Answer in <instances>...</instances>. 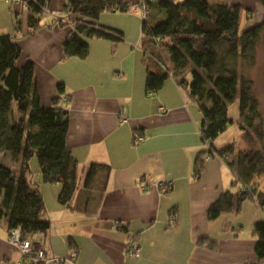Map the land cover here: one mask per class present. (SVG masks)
<instances>
[{
  "label": "crops",
  "instance_id": "1",
  "mask_svg": "<svg viewBox=\"0 0 264 264\" xmlns=\"http://www.w3.org/2000/svg\"><path fill=\"white\" fill-rule=\"evenodd\" d=\"M119 1L132 6L138 0ZM144 1L149 5L146 21L155 24L164 18L159 1L183 0ZM206 1L242 7L250 3ZM66 4L67 0H47L46 9L60 18ZM49 13L43 14L37 30L27 34L26 9L20 2L9 5L0 0V35H9L20 48L17 66L33 64L41 106L50 107L58 100L67 112L66 147L77 163L75 192L71 202L61 206V186L42 182L38 167L32 170L29 161V180L45 206L38 225L45 232L30 238L45 249L43 264H55L54 259H62L61 264H264L257 259L254 234L264 211L254 201L244 198L214 219L207 216L211 204L225 193L236 198L241 186L220 157L204 162L194 176L204 150L197 132L202 121L197 104L172 77L157 92L145 91L150 59L141 49V13L132 9L102 13L98 23L119 31L122 40L89 39L85 59L64 56L70 27ZM226 130L213 146L223 149L234 144L238 151L241 142L237 145L229 137L220 141ZM135 132L143 136L138 145L133 144ZM19 163L20 157L14 160L11 153L0 150L1 165L16 172ZM91 165L108 167V173L96 169L86 185ZM159 181L171 183L166 194L156 187ZM255 182L256 189L264 191V178ZM201 238L214 242L215 249L199 246ZM131 244L138 248L134 255L128 253ZM21 259L0 221V264H17Z\"/></svg>",
  "mask_w": 264,
  "mask_h": 264
},
{
  "label": "trees",
  "instance_id": "2",
  "mask_svg": "<svg viewBox=\"0 0 264 264\" xmlns=\"http://www.w3.org/2000/svg\"><path fill=\"white\" fill-rule=\"evenodd\" d=\"M137 3L149 10L144 0ZM260 4L263 8L261 22L241 32L238 29L239 6L210 4L206 0L159 1L157 8L163 12L164 18L149 24L145 16L141 22V49L150 59L145 91L157 92L164 80L172 77L197 104L202 118L199 127L202 143L208 144L225 161L240 186L251 189V193L239 191L236 198L231 193L223 194L209 206V219L230 211L244 198H255L264 210V191L254 188L256 179L264 174V142L258 101L252 83L239 78L234 66L238 60L244 63L252 60L251 53L264 30V0H260ZM46 7L47 0L27 1V34L38 29ZM130 8L131 5L119 0H67L64 17L68 22L57 20L60 25L70 27L63 43L64 56L85 59L91 38L122 40L119 31L100 25L98 20L104 12L125 13ZM162 53L166 65L162 64ZM20 54V48L9 35H0V150L11 153L15 160L20 157L16 172L0 164V221L6 224L8 231L19 229L23 239L31 240L32 235L45 232L38 226L45 206L40 191L28 177L30 159L36 158L42 182L61 186L58 195L61 206H67L75 192L77 163L66 147L67 112L58 100L50 107L41 106L34 66L31 62L17 66ZM187 73L191 81L185 78ZM58 91L64 93L63 85L58 86ZM235 101L238 103V129L246 147L236 151L231 144L216 149L214 141L232 123L228 117V105ZM204 153L205 150L200 152L196 160V176L204 163ZM100 168L108 173V167L91 165L86 174V185ZM254 234L257 238L255 253L258 261L263 262L264 220L254 226ZM198 245L211 250L216 247L206 238L199 239ZM26 261L24 263L28 264Z\"/></svg>",
  "mask_w": 264,
  "mask_h": 264
},
{
  "label": "rangeland",
  "instance_id": "3",
  "mask_svg": "<svg viewBox=\"0 0 264 264\" xmlns=\"http://www.w3.org/2000/svg\"><path fill=\"white\" fill-rule=\"evenodd\" d=\"M6 1L8 2L9 5H11L12 2H10V0H6ZM245 1L247 3H249L248 1H250V3L246 7H242L243 4L242 5L237 4V6H239L240 8L239 25H238L239 32L259 24L263 17V10L260 4V0L258 1L245 0ZM135 4H133L130 9H132V7ZM229 5L234 6L232 5V3H230ZM158 50L160 51V48H158ZM251 55H252V60L250 63H244L241 60H238L234 66L239 78L249 80L252 83L253 93L258 101V110L260 113V119L262 124V131H263V142H264V30ZM160 56L162 58V62H163L162 64L164 65L165 55L162 53ZM185 78L191 81L190 74L187 73ZM237 105H238L237 101L228 105V117L229 119L232 120V123L227 126V130L225 134L222 136L220 141H223L224 138L229 137L232 138V141H234L235 144L237 145L239 144V142H241V145H238V151H242L243 149H245L246 145L241 139L242 133L240 132L239 129L238 130L236 129L238 127V122H239ZM238 132H240V141L238 140ZM217 144L218 142H216V145ZM13 159L15 160L14 157ZM30 165H32L31 166L32 170H35L34 168L38 167V163L35 157L31 158ZM259 178H264V174ZM254 188L256 189V184L254 185ZM252 201H254L257 204V206H259L255 198L252 199Z\"/></svg>",
  "mask_w": 264,
  "mask_h": 264
},
{
  "label": "built area",
  "instance_id": "4",
  "mask_svg": "<svg viewBox=\"0 0 264 264\" xmlns=\"http://www.w3.org/2000/svg\"><path fill=\"white\" fill-rule=\"evenodd\" d=\"M11 2H20L23 8H26V4L28 0H10ZM133 10H138L141 13V20L145 19V16L148 12L147 7H145L143 4H135L132 7ZM43 13H49L47 9H44ZM52 17L53 14L49 13ZM55 18V17H54ZM56 21H62V22H68V19L65 17L55 18ZM126 120H121V122H125ZM198 134L200 135V129L197 130ZM143 136H141L138 132H135L133 135V144L138 145L140 142H142ZM205 153L202 155V162L208 161L212 157H219L215 151L208 145L203 144ZM221 158V157H220ZM222 159V158H221ZM196 169H198V165L195 167L194 176ZM237 181L239 182L237 176ZM156 187L159 189V191L163 194H166L170 187L171 183L169 181H159L156 184ZM240 191H247L248 193H251V189H248L245 186L241 185ZM254 199V198H253ZM175 222V215L173 214L169 220V226H173ZM117 224V223H116ZM116 224L112 226V229L114 230L116 228ZM9 242L17 247L22 255V259L17 264H25L24 262L27 260L28 264H39L40 262H43L45 260V249L41 246H35L31 240L23 239L20 233L19 229H13L9 231ZM138 250L137 245L131 244L129 246L128 253L130 255H134L136 251ZM72 257L74 256V253H72ZM26 261V262H27ZM53 262L55 264H61L62 259H54Z\"/></svg>",
  "mask_w": 264,
  "mask_h": 264
}]
</instances>
